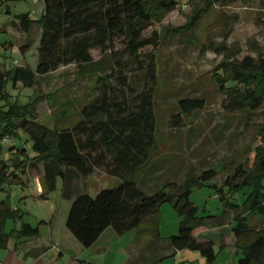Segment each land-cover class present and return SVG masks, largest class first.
<instances>
[{
	"label": "trees",
	"instance_id": "1",
	"mask_svg": "<svg viewBox=\"0 0 264 264\" xmlns=\"http://www.w3.org/2000/svg\"><path fill=\"white\" fill-rule=\"evenodd\" d=\"M18 1L0 0V4ZM41 1L43 10L37 23L40 39L35 70L25 66L0 71V140L13 137L20 129L32 142L33 156L29 158L23 148L12 147L16 159L11 166L4 165L0 170V189L9 177H18L16 172L25 174L31 168L33 174H40L42 167L46 193L42 197L47 199V194L55 190L57 179L64 178V169H73L82 177L100 172L119 178L122 184L116 189L101 191L94 199L81 195L71 203L65 225L82 247L89 248L108 228L122 236L151 221L147 234L159 248L163 240L158 230V214L160 207L167 203L180 218L177 234L167 239L173 254L183 250L198 252L206 264H214L217 259L214 243L198 241L193 234L199 228L228 227L234 255H240L237 264H264V146L255 150L250 165L246 161L243 167H236L224 185L215 191L221 205L215 214H207L205 207H197L190 200L195 190L205 187L214 190L208 185L216 177L212 170L179 185L166 183L161 188L148 190L147 194L133 180L139 170L147 168L155 143V68L153 63L148 65L141 90L132 87L125 77H118V85L108 87L109 79L126 68L122 64L117 70L110 64L111 45L121 40L125 46L121 55H127L129 62H136L142 70L138 61L140 51L156 45L155 38L142 35L152 23L161 22L175 10L176 0ZM192 1L218 5L224 2ZM202 14L200 11L193 17L190 28L199 23ZM32 26L28 15L19 17L18 27L22 32L28 33ZM24 48L27 46L22 51ZM92 51L100 53L98 61L93 60ZM115 63L118 65L119 61ZM71 65L77 68L78 76L109 73L98 77L95 96L83 105L78 120L70 128L49 129L38 123L35 111L40 98L20 104L12 101L7 93L9 84L14 89L19 83L31 89L39 78ZM214 75L219 93L235 110L256 112L264 105V54H258L257 59L246 57L241 61L227 54ZM178 107L180 114L189 116L203 110L204 103L183 100ZM180 114L175 117L176 123ZM227 195L239 201L233 203ZM228 212L234 213L232 221L228 220ZM255 218L259 221L258 228L250 226ZM8 219L22 221V216L20 211L8 206L7 200H2L0 249L6 248L12 238L20 241L38 237L39 227L44 224L40 222L32 227L22 222L19 230L5 233L4 224ZM218 245L224 248V240H219Z\"/></svg>",
	"mask_w": 264,
	"mask_h": 264
},
{
	"label": "rangeland",
	"instance_id": "2",
	"mask_svg": "<svg viewBox=\"0 0 264 264\" xmlns=\"http://www.w3.org/2000/svg\"><path fill=\"white\" fill-rule=\"evenodd\" d=\"M262 1L224 0L223 5H218L205 1L176 0L175 10L161 22L152 23L142 35L156 39V45L140 51L138 61L142 70H139L136 62H129L127 55H121L125 48L121 40H115L111 45L110 64L117 70L122 64L126 68L109 79L108 87H115L119 83L118 77H125L132 87L141 90L145 85L148 65L153 63L155 68V143L147 168L133 176L143 193L161 188L166 183L179 185L188 178L198 179L202 173L212 170L216 177L208 185L214 190L208 187L195 190L190 200L197 207H205L207 214H215L221 206L215 191L224 185L236 167H243L246 161L250 165L255 150L264 146V105L256 112L235 110L231 102L219 93L214 75L227 54L235 55L238 61L246 57L257 59L258 54H264ZM42 10L41 0L0 4V71L25 66L35 70L40 39L37 23ZM200 11L203 14L199 23L190 28L193 17ZM22 15H28L33 21L28 33L18 27ZM25 46L27 48L22 51ZM222 50L225 54L221 53ZM91 55L94 61L100 59L98 51H92ZM115 61H119V64ZM105 74L78 76L77 68L71 65L39 78L31 89L20 83L14 89L9 84L7 93L12 101L20 104L40 98L35 111L38 123L49 129L70 128L83 105L95 96L98 77ZM192 99L203 101V110L189 116L180 114L179 102ZM179 114L181 118L176 123L175 117ZM12 147L23 148L29 158L33 156L29 136L19 129L13 137L0 140V170L4 165L11 166L16 159ZM40 168V176L16 172V179L9 177L2 184L0 201L7 200L8 206L20 211L23 216L22 221L8 219L4 224L6 232L19 228L23 221L36 225L44 216L49 218L52 215L58 224L63 225L71 203L78 196L88 195L94 199L101 191L116 189L122 184L119 178L100 172L82 177L73 169H64V178H58L55 190L47 194V199H43L42 195L46 193L43 170ZM10 169L15 172L13 168ZM31 171L29 168V173ZM228 197L233 203L239 201ZM233 216V212H228L229 221ZM158 220L162 237L177 234L180 218L170 204L160 207ZM149 224L146 222L142 225V229H146V234L142 231L144 247L152 241L147 234L151 228L147 226ZM250 226L258 228V219L251 220ZM164 246L166 244L163 242L160 248ZM214 251L217 253L215 264H237L240 257L217 245ZM5 255L7 252L0 249V261L5 260Z\"/></svg>",
	"mask_w": 264,
	"mask_h": 264
},
{
	"label": "crops",
	"instance_id": "3",
	"mask_svg": "<svg viewBox=\"0 0 264 264\" xmlns=\"http://www.w3.org/2000/svg\"><path fill=\"white\" fill-rule=\"evenodd\" d=\"M78 118L79 116L77 120ZM26 174L33 173H29L28 168ZM40 174L35 173L37 176ZM40 222L44 224L39 227L38 237L20 241L12 238L7 242L6 248L1 249L5 250L7 255L0 264H206L205 259L198 252L183 250L173 254L167 243V239L172 236L162 237L160 225L159 235L166 244L163 248L156 247L152 241L144 247L142 231L146 234V229H142V226L122 236L116 235L111 228H108L93 245L84 248L66 229V219L63 225L57 223L54 215L49 218L44 216V219L38 221L36 225L24 223L35 227ZM147 222H150L147 226H152L151 221ZM17 230L19 228L13 231ZM68 234L77 243L72 241ZM193 235L198 241H211L217 246L219 240H224V249L234 255L228 227L214 230L199 228Z\"/></svg>",
	"mask_w": 264,
	"mask_h": 264
}]
</instances>
